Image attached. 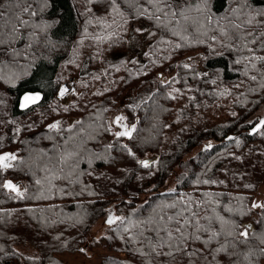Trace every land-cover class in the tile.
<instances>
[{
  "label": "trees",
  "instance_id": "16d2710c",
  "mask_svg": "<svg viewBox=\"0 0 264 264\" xmlns=\"http://www.w3.org/2000/svg\"><path fill=\"white\" fill-rule=\"evenodd\" d=\"M262 57L264 0H0V264H264Z\"/></svg>",
  "mask_w": 264,
  "mask_h": 264
},
{
  "label": "rangeland",
  "instance_id": "374dc122",
  "mask_svg": "<svg viewBox=\"0 0 264 264\" xmlns=\"http://www.w3.org/2000/svg\"><path fill=\"white\" fill-rule=\"evenodd\" d=\"M128 42H127V48L122 53H117L113 58L119 59L124 58L127 60H135V61H142L143 55L148 51L150 47V40L148 37V27L145 24L137 23L131 27L129 33H128ZM194 60H198V57H195ZM40 77V76H39ZM38 77V79H40ZM77 88V87H76ZM78 90V89H77ZM62 92L64 90L62 89ZM79 92V91H78ZM136 91L132 90L131 92H126L123 98L121 99V102L126 104L127 102L133 103L137 100ZM78 95V93H77ZM73 99H71L72 102ZM175 108H179L180 105L175 101L174 102ZM264 116V104L262 105L259 112L256 114V118H260ZM170 118H174L171 116ZM261 120V119H260ZM68 121H72V119H69ZM171 136V135H169ZM208 145H212V142L206 143ZM198 151V148L194 149L188 156H192ZM175 187L174 181L172 178H169L162 189L161 192H171L173 188ZM264 202V182L261 183L255 192L252 194V203H260L262 204ZM119 216L112 215V218H117ZM116 220V219H115ZM94 234L97 235V238L103 235L104 227L102 226V221H98L97 224L94 227L93 230ZM84 248H80V252H83ZM106 249H102V245H95L89 252H86L84 254L77 253L73 255H64L62 256V259L66 261L68 264H99L100 257L104 256V253H106Z\"/></svg>",
  "mask_w": 264,
  "mask_h": 264
},
{
  "label": "water",
  "instance_id": "95a60500",
  "mask_svg": "<svg viewBox=\"0 0 264 264\" xmlns=\"http://www.w3.org/2000/svg\"><path fill=\"white\" fill-rule=\"evenodd\" d=\"M25 97L37 98V99H35L34 101L32 99L26 100ZM43 101H44L43 93H41L39 91H33V92L27 91V92L22 93L19 96L18 101H17V109L21 113L26 112V111L30 110L31 108L40 105ZM262 121H264V119L259 120L252 128H250L248 130V134L250 136L255 135L263 127L264 123H262ZM116 124L120 126V132L121 131H130V133H131V130L128 129V127L125 123H120L119 121H116ZM123 137L129 138V136H123ZM153 160H154V158L152 160L146 159V160H142V161H147L149 164Z\"/></svg>",
  "mask_w": 264,
  "mask_h": 264
},
{
  "label": "snow or ice",
  "instance_id": "6c2138e0",
  "mask_svg": "<svg viewBox=\"0 0 264 264\" xmlns=\"http://www.w3.org/2000/svg\"><path fill=\"white\" fill-rule=\"evenodd\" d=\"M261 59H264V57H262ZM25 99L26 100L32 99L34 101L37 98L25 97ZM118 119H120V118H118ZM262 123H264V121H262ZM50 127L55 128L56 125L54 124V125H51ZM116 135L117 136H129L130 137L131 133H130V131H121V132L116 133ZM10 159L14 160L15 156H9L7 154L0 156V170H4V169H7L10 167V164L7 163V161H9ZM140 163L144 167H148L147 161H141ZM3 186L5 188L11 189L12 191L16 192L17 195H21V193L18 191L17 187L15 185H13L11 182H6ZM254 207H259V205H254ZM115 219H122V218L117 217ZM115 219L112 217H109L107 223L111 225L112 223L115 222ZM178 231H179V229H178ZM240 235L247 237V232H242V233H240ZM196 239H199V237H196Z\"/></svg>",
  "mask_w": 264,
  "mask_h": 264
}]
</instances>
